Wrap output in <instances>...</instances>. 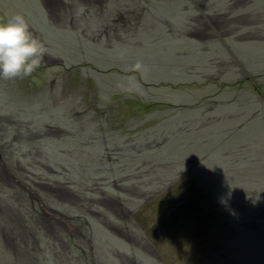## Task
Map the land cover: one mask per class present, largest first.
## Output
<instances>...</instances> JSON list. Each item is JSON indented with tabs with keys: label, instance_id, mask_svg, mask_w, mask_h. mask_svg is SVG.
<instances>
[{
	"label": "rangeland",
	"instance_id": "obj_1",
	"mask_svg": "<svg viewBox=\"0 0 264 264\" xmlns=\"http://www.w3.org/2000/svg\"><path fill=\"white\" fill-rule=\"evenodd\" d=\"M58 2L65 8L53 11ZM260 5V0H0V21L22 14L47 48L45 62L31 77L0 79V117L16 122L22 137L6 153L16 152L21 166L39 174L42 183H67L63 189L74 196L82 186L96 200L101 187L106 195L101 202L110 206L119 198L123 205L111 208L119 218L88 208L108 217L103 227L84 212L93 243L88 249L84 241L91 238L82 227L79 263L91 264L92 255L93 264H121L117 255L127 254L137 257L136 264H264V137L243 136V150L224 162L226 133L236 123L216 103L250 97L264 117V78L242 75L237 94L224 92L237 75L222 77L214 67L218 54L229 56L233 37L243 38L247 30L264 35L259 28L264 7H253ZM207 19L211 25L204 31L199 25ZM205 46L208 55L200 52ZM174 53L186 56L176 59ZM135 70L147 84L128 89ZM157 98L177 106L148 112L144 105ZM259 123H244L242 132L255 126L259 134L264 131ZM6 128L11 140L13 131ZM28 135L37 139L28 143ZM247 169L250 179L240 180ZM42 197L45 208L78 215L70 207L74 199ZM46 257L57 264L53 252ZM66 258L62 252L64 264L76 263Z\"/></svg>",
	"mask_w": 264,
	"mask_h": 264
},
{
	"label": "flooded vegetation",
	"instance_id": "obj_2",
	"mask_svg": "<svg viewBox=\"0 0 264 264\" xmlns=\"http://www.w3.org/2000/svg\"><path fill=\"white\" fill-rule=\"evenodd\" d=\"M84 1L94 3L96 0ZM62 4L63 2L56 3L52 10L61 11V9L65 8ZM68 9H70L69 11L72 10L71 7ZM209 25L211 23L208 20L207 22H201L199 27L207 31L210 27ZM16 125V122L11 121L10 118L0 117V264H48L46 257L48 251L54 253L57 264H64V261L61 260L62 252H65L67 261L70 258H74L76 260L75 264H81L79 262L81 261L80 258L83 257L84 251L82 249L80 252L77 249H80L79 244L84 241L82 232H85V230L83 231L82 227L86 229L89 237H92L90 225L87 218L83 215L88 213L89 216L96 217L97 223L103 227L104 221L108 220V217L98 212L91 214L88 208L91 205L99 209L104 208L105 210H110L119 218L117 213L114 210L112 211L111 208L116 205L119 209H123V205L119 198L115 199V203L110 206L103 201L101 202L102 196H106L101 187L96 190V195L100 196L96 200V198H87L85 196L86 193L82 192L86 189L82 186L79 187L78 195L75 194L74 196L71 191L67 192L64 190V184L66 185L67 183L54 181L52 182L54 186H51V183H42L43 179L39 174L36 177L28 168L21 166L16 152L14 154L11 152L6 153V151L13 150L14 146L12 144L14 142L18 143L22 138L18 129L14 127ZM7 126L11 127L13 131L11 140L6 135ZM36 139V135H28L25 141L33 143ZM114 188L118 190L116 186ZM43 194L45 197H51L56 201L65 202V200L70 198L74 199L75 205H70V207L76 208L78 215L66 216L51 208H45ZM83 203H86V206ZM61 228L62 231H60ZM116 233L119 237H122L120 232ZM124 240H127V238ZM105 241L107 243V240ZM84 242L87 248L92 250V238ZM73 250H77L78 254H75ZM117 257L120 259L121 264H136L135 260L137 257L135 258L134 255L129 257L127 254H118ZM89 260L93 264L92 255Z\"/></svg>",
	"mask_w": 264,
	"mask_h": 264
},
{
	"label": "crops",
	"instance_id": "obj_3",
	"mask_svg": "<svg viewBox=\"0 0 264 264\" xmlns=\"http://www.w3.org/2000/svg\"><path fill=\"white\" fill-rule=\"evenodd\" d=\"M232 1V0H231ZM264 1V0H263ZM254 9H261L262 7H264V2H262V5L260 6H253ZM248 14V13H247ZM244 15V14H243ZM242 15V16H243ZM207 16V14H206ZM264 22H262L260 30H262L264 27ZM251 30H247V32H245L244 34L242 33V36H244L243 38H239L238 36L233 37V39L229 42L230 45L228 46V51L229 52V56H220V54H218V52H216L219 57H216L214 59H217L216 61H214L215 65V71L219 72V74L224 77L225 74L226 75H237L233 80V85L235 84V89H237L236 91H238V84L241 83L240 81L242 80L240 77L243 75V77L248 78V80L251 79V75L256 76V74H263L264 75V69H262V67L264 68V35L259 31V33H254L251 34L250 33ZM225 44V42H222V45ZM230 47V48H229ZM258 49V54L255 52L254 48ZM200 52H205L207 55L209 54L207 47H203ZM261 54V56H263L261 58L262 62L260 63L259 59L256 60V58H259V55ZM186 56V54L182 55L181 57H179V59L184 58ZM258 56V57H257ZM207 60H210L211 58H206ZM180 63V62H179ZM182 64V63H181ZM180 64V65H181ZM183 66V64H182ZM200 67V66H199ZM198 67V68H199ZM195 69V68H194ZM178 70H182V67L178 68L177 67V71ZM179 72V71H178ZM185 73V72H184ZM189 74V73H188ZM195 74V73H194ZM191 75V74H190ZM200 75V73L195 74V76ZM244 79V78H243ZM223 85H225V83L220 82ZM244 85V84H243ZM226 87L223 89L225 92ZM219 105L220 108V114H224L223 116H227L230 122H235L236 124V129H234V126L231 128V132L227 131L226 135H230L229 138H227V140H232L233 138H235L236 136H238V132H241L243 129L242 127L245 125L244 123H248V122H253V121H259L262 124H264V117H263V113H260L257 108L256 105H254V101H252V99L250 97L246 98L241 96H236L230 99H226L220 102H216ZM252 134H256L253 135L255 136V138L258 137H264V131L259 130V134L258 133H252ZM262 135V136H260ZM226 140V141H227ZM242 140V139H240ZM240 140H238L237 144L231 143L230 141L227 142V147H225V149L221 150L223 152V157H225L224 162H230V158L227 157L230 154H237L236 152H241L244 148L243 145L244 142H241ZM225 145V146H226ZM221 152V155H222ZM227 155V156H226ZM227 159V160H226ZM240 161L238 162H231L229 164L230 168H232L233 170H235L234 166L236 164H239ZM236 163V164H235Z\"/></svg>",
	"mask_w": 264,
	"mask_h": 264
},
{
	"label": "clouds",
	"instance_id": "obj_4",
	"mask_svg": "<svg viewBox=\"0 0 264 264\" xmlns=\"http://www.w3.org/2000/svg\"><path fill=\"white\" fill-rule=\"evenodd\" d=\"M46 54V46L32 34L22 14L0 21V79L31 77L45 62Z\"/></svg>",
	"mask_w": 264,
	"mask_h": 264
},
{
	"label": "trees",
	"instance_id": "obj_5",
	"mask_svg": "<svg viewBox=\"0 0 264 264\" xmlns=\"http://www.w3.org/2000/svg\"><path fill=\"white\" fill-rule=\"evenodd\" d=\"M260 1H262V2H264L263 0H260ZM175 54V53H174ZM175 58L176 59H179V58H177V56H176V54H175ZM171 60H173V59H171ZM173 63H176L177 65H180L181 63H179L178 62V60H176L175 62H173ZM176 64H174V67H175V65ZM170 66H171V64H170ZM173 67V68H174ZM178 68H179V66H177ZM136 68V67H135ZM172 67H171V69H170V72L171 71H173L174 69H173ZM136 71V74H133L132 76L134 77V78H136V79H134V81L135 82H133L132 80H131V76H129V75H127V76H125L126 78H124L125 80L126 79H128V78H130V79H128V83H127V87H128V89H129V86L130 87H132V89H137L138 90V88L137 87H139V82H141V83H144V84H147V83H145L143 80H142V78H140V79H138V77H137V75H139L138 74V71L137 70H135ZM260 77H262V79L264 78V75L263 74H261L260 75ZM233 81V80H232ZM133 83H134V85H133ZM188 82L186 81V82H182V83H180L181 85L182 84H187ZM157 84V83H156ZM160 84V83H159ZM179 84V85H180ZM150 85V84H149ZM170 88H171V86L172 85H169V84H167ZM177 85V84H176ZM226 85V84H225ZM225 85H223V86H225ZM187 86V85H186ZM135 87V88H134ZM162 87V86H161ZM161 87H158L159 89H161ZM225 87H223V89H224ZM236 87H235V85H227L226 86V89L225 90H227L228 92L230 91V90H232V92H234L235 94H237L236 92V90L237 89H235ZM222 91H224V90H222ZM171 94H172V92H170ZM179 94V93H178ZM159 101V102H158ZM171 101V103L169 102V100L168 99H162V98H157V99H154V102H156L157 104H155L154 102H152V104L150 105V106H147V105H144V107L146 108V110L149 112L150 111V109H151V107H158V108H162V106L163 107H165V108H167V110H173L174 108H176V107H174V106H177V105H174L173 106V100H170ZM147 112V113H148ZM146 113V114H147ZM259 124H261V123H259ZM264 125V124H263ZM254 128L256 129L255 131L253 130V131H251V133H249V131H248V134H245V133H243L242 131L241 132H238V136H236L235 138H233L232 140H228V142L230 141V142H233L234 144H237L238 143V140H240V139H242V137L243 136H245V141H246V139L247 140H249L250 138H253V137H255V136H253V135H256V134H252V133H256V132H258V130H257V128L254 126ZM236 139H238V140H236ZM240 141H244L243 139L242 140H240ZM225 146V145H224ZM185 151H187V150H185ZM193 151V150H192ZM193 152H195V151H193ZM182 153H184L185 154V152H182ZM189 153V151L186 153V155ZM191 154H189V156H190ZM189 158H191V157H189ZM250 168H253V167H250ZM241 169V168H240ZM239 169V170H240ZM238 170V171H239ZM248 170L249 169H247V170H245V171H241V177H240V180H242L243 178H245V179H250V175L248 174ZM251 172H252V170H251ZM250 172V173H251ZM252 174H254L253 172H252ZM254 176V175H253ZM252 177V176H251ZM240 185V184H239Z\"/></svg>",
	"mask_w": 264,
	"mask_h": 264
}]
</instances>
